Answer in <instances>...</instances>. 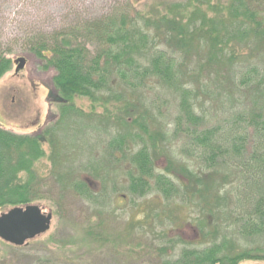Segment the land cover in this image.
Wrapping results in <instances>:
<instances>
[{
	"label": "trees",
	"instance_id": "16d2710c",
	"mask_svg": "<svg viewBox=\"0 0 264 264\" xmlns=\"http://www.w3.org/2000/svg\"><path fill=\"white\" fill-rule=\"evenodd\" d=\"M166 8L148 15L129 3L116 4L100 17L27 36L29 50L55 71L51 101L59 112L53 126L34 136L0 127V213L45 200L37 164L49 159L63 197L72 193L102 207L111 195L156 194L163 202H178V209L195 206L192 200L199 197L211 206L212 220L217 214L224 218L223 232L216 225L205 234L202 224L198 233L223 242L184 248L173 261L166 259L185 241L164 230L160 264L264 262V249L234 251L227 234L231 227L248 243L264 239V0H194ZM10 64L0 54V78ZM150 91L157 95L149 96L146 108L143 94ZM76 99L88 100L104 116L85 113ZM159 120L169 121L167 134L152 133ZM101 128L106 134L101 158L78 166L76 161L73 170L61 149H77L82 134L94 136ZM165 148L179 149V161ZM159 154L169 162L160 174ZM174 167L185 180L172 179ZM194 184L196 191H190Z\"/></svg>",
	"mask_w": 264,
	"mask_h": 264
},
{
	"label": "rangeland",
	"instance_id": "374dc122",
	"mask_svg": "<svg viewBox=\"0 0 264 264\" xmlns=\"http://www.w3.org/2000/svg\"><path fill=\"white\" fill-rule=\"evenodd\" d=\"M124 3H129L136 11L152 15L154 12L165 11L167 6L193 5L194 0H0V54L11 62L10 70L0 78L2 129L17 135L34 136L53 126L54 124H51L58 116V108L51 101L55 71L45 69L44 61L29 50L27 36L37 32L56 31L76 23L79 19L100 17L112 6L124 5ZM206 13L210 17L213 15L210 9H207ZM262 15L264 16V13ZM88 47L91 52L97 50L92 44ZM143 95L147 99L146 108H150L149 96L157 95L156 92L150 91V94ZM137 96L138 94L133 99L134 104L139 106ZM75 102L79 109L87 114L104 116V110L92 105L88 100L76 99ZM207 107L209 109V105ZM162 112L166 113V108L162 109ZM151 115L159 114L153 111ZM168 122L159 120L158 123H154L151 126L152 133L161 134L165 131L164 133L167 134L171 130L170 127L166 129ZM105 136L104 129L101 128L94 136L82 134L79 138L82 140V145L80 144L77 149H71L70 146L68 152L60 149L68 155L66 160L69 165L76 161H80L77 166L85 164L88 160L94 162L98 156L101 158ZM68 140L67 142L72 144L71 134H68ZM93 143L99 145L98 148L92 146ZM165 149L175 161H179V149L175 148L171 153L168 148ZM45 150L51 156L52 149L48 145L45 146ZM104 151L107 152L106 148ZM159 155L158 158L162 162L159 165L160 174L169 162L166 157L162 159V155ZM180 162L185 165L188 161ZM105 165L110 168L109 163ZM188 165L193 166L191 163ZM77 166L71 165V168L76 170ZM37 169L42 179L41 192L45 200L37 202L36 205L43 206L45 211L52 215L51 227L49 231L30 241L21 250H14L0 240V264L42 262L45 264L49 262L50 264H160L163 259L157 251L160 245L159 237L164 230L171 236H179L185 241V245L182 244L171 251L170 258L166 259L168 261L177 259L184 248L199 249L207 243L215 241L221 243L224 240L223 237L218 240H214L213 236L205 239L199 237L202 224H205V234L214 232L216 225L219 226L216 232L218 229L223 232L224 226L221 221L226 224L224 218L219 219L218 214V219L212 220L211 206L199 197L192 200L196 203L195 206L181 205L178 209V202L171 204L163 202L156 194L136 198L122 193L111 195L109 202L103 203L102 207L93 206L72 193L62 196L60 186L52 177L54 167L49 159H43L40 164L38 163ZM222 174L226 176V173ZM170 175L179 182L181 175L177 173L176 167L172 169ZM212 178L215 179V175H212ZM112 179L114 180V176ZM181 179L186 178L181 176ZM113 187L112 183L107 185L109 191H113ZM194 188L195 184L190 191H196ZM225 195L226 193H223L222 197ZM209 218L213 225L209 223ZM233 231L234 229L230 227L227 234L228 240L236 244L234 251L256 245L264 249V239L251 244L237 238ZM242 264H264V262L248 261Z\"/></svg>",
	"mask_w": 264,
	"mask_h": 264
},
{
	"label": "water",
	"instance_id": "95a60500",
	"mask_svg": "<svg viewBox=\"0 0 264 264\" xmlns=\"http://www.w3.org/2000/svg\"><path fill=\"white\" fill-rule=\"evenodd\" d=\"M52 215L40 205L11 208L0 214V240L17 248L42 236L51 227Z\"/></svg>",
	"mask_w": 264,
	"mask_h": 264
},
{
	"label": "bare ground",
	"instance_id": "6f19581e",
	"mask_svg": "<svg viewBox=\"0 0 264 264\" xmlns=\"http://www.w3.org/2000/svg\"><path fill=\"white\" fill-rule=\"evenodd\" d=\"M23 206H26V205H23ZM19 207H21V206H19Z\"/></svg>",
	"mask_w": 264,
	"mask_h": 264
}]
</instances>
